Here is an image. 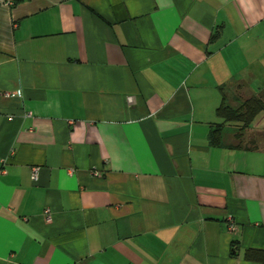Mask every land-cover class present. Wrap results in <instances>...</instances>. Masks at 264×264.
I'll return each mask as SVG.
<instances>
[{"label":"crops","instance_id":"crops-1","mask_svg":"<svg viewBox=\"0 0 264 264\" xmlns=\"http://www.w3.org/2000/svg\"><path fill=\"white\" fill-rule=\"evenodd\" d=\"M223 95L264 98V0H0V264H258L264 125L211 144Z\"/></svg>","mask_w":264,"mask_h":264},{"label":"trees","instance_id":"trees-1","mask_svg":"<svg viewBox=\"0 0 264 264\" xmlns=\"http://www.w3.org/2000/svg\"><path fill=\"white\" fill-rule=\"evenodd\" d=\"M264 110V98L260 95H253L243 100L238 107H231L226 104L225 96H222L217 114L223 118L222 123L216 124L209 133L211 144L221 145L224 140L225 123L237 125L239 131L235 134L236 138L241 137L243 130L251 125L253 117L258 111ZM243 258L249 262L264 264V244L261 247H248L243 251Z\"/></svg>","mask_w":264,"mask_h":264},{"label":"built area","instance_id":"built-area-1","mask_svg":"<svg viewBox=\"0 0 264 264\" xmlns=\"http://www.w3.org/2000/svg\"><path fill=\"white\" fill-rule=\"evenodd\" d=\"M14 0H8V3H13ZM27 115H29V113H27ZM37 170L38 168L37 167H32V177L35 179L36 176H37ZM94 174H97L98 172L97 171H94L93 172ZM44 217H45V220L47 222H50L51 221V212H50V209L49 208H45L44 209ZM230 228L232 230L235 229V226L233 224L230 225Z\"/></svg>","mask_w":264,"mask_h":264},{"label":"rangeland","instance_id":"rangeland-1","mask_svg":"<svg viewBox=\"0 0 264 264\" xmlns=\"http://www.w3.org/2000/svg\"><path fill=\"white\" fill-rule=\"evenodd\" d=\"M253 96V95H252ZM257 96V95H256ZM221 119H219L220 121ZM251 124H255L257 126L264 125V110L258 111V113L253 117ZM229 127V126H228ZM229 132V129L227 130ZM242 134V133H241Z\"/></svg>","mask_w":264,"mask_h":264}]
</instances>
